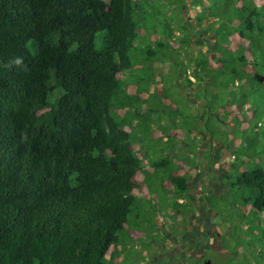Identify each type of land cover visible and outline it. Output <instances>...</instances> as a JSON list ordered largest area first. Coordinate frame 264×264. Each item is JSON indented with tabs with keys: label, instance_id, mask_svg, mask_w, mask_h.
<instances>
[{
	"label": "trees",
	"instance_id": "1",
	"mask_svg": "<svg viewBox=\"0 0 264 264\" xmlns=\"http://www.w3.org/2000/svg\"><path fill=\"white\" fill-rule=\"evenodd\" d=\"M138 1L0 0V264H104L123 239L128 217L145 221L137 205L144 183L157 195L181 196L185 190L188 175L178 173L179 160L195 166L188 141L202 130L187 122L204 113L218 125L206 126L213 138L226 137L217 130L227 120L230 128L245 133L244 144L234 135L232 141L239 140L240 156L246 144L252 160L241 163L232 191L245 190L241 204L264 212V0L186 3L192 10L200 5L198 23L211 17L208 27L217 25L218 45L209 56L213 67L207 59L194 60L193 67L175 59L179 52L166 35L141 39L131 7L139 8ZM141 43L145 49L134 57L133 45ZM143 56L171 62L190 88L201 87L206 109L188 115L175 99L179 103L170 107L169 125L162 101L152 103L154 93L145 100L143 88L129 90L123 72ZM143 66L146 74L148 66ZM121 109L126 113L120 116ZM213 111L220 115L213 117ZM155 130L164 141L160 151L170 146L181 152L160 160L149 157ZM142 136L149 141L141 142ZM139 142L141 158L133 149ZM144 156L152 172L140 183L135 177ZM164 167L170 169L171 191L163 185L164 176L154 191L149 182ZM141 200L152 207L151 197ZM169 201L170 209L182 207Z\"/></svg>",
	"mask_w": 264,
	"mask_h": 264
},
{
	"label": "rangeland",
	"instance_id": "2",
	"mask_svg": "<svg viewBox=\"0 0 264 264\" xmlns=\"http://www.w3.org/2000/svg\"><path fill=\"white\" fill-rule=\"evenodd\" d=\"M186 1V2H182ZM194 0H142L138 1L139 8L133 4L132 10L135 11V15H137V32L139 33L141 39H150L152 40H158L160 36L161 39L167 36V40L170 42V45L175 46V51L179 52L178 55L174 56L175 59L180 61L183 64L188 65L189 67H193L195 65V62H193L196 59H200L204 61L207 59L208 64L212 65V61L209 59L210 54L214 57V53L216 50L217 45L216 43V35L214 34L213 30L217 27V25H214L212 27H208L209 22H213L214 19L211 17H207L205 21H203V25L198 23L194 18L198 15V13L201 12L200 5H195L194 10L187 8V6L190 4L192 5V2ZM196 1V0H195ZM199 1H226V0H199ZM255 1V3H261L262 0H252ZM188 5H187V4ZM189 9V10H188ZM213 17L215 18L216 15L213 14ZM184 21V22H183ZM185 25L186 27L181 31L180 27L181 25ZM170 27V32H169ZM161 28L163 31H161ZM195 29V30H193ZM182 32H184L182 34ZM170 33V34H168ZM236 38L234 39V41ZM173 41L177 42L174 43ZM168 42V43H169ZM181 42V43H180ZM138 44V42H137ZM133 45L135 47V51L133 52V56L136 57L138 54L144 51V45L141 43L139 45ZM185 53V54H184ZM144 57V56H143ZM145 58V59H144ZM137 58L134 60L133 68H130L128 70H125L123 73L127 71V76H129V80L126 79V82L128 83L129 90L134 92L136 87H139V92L142 91L141 98L147 100L150 98V95L154 93V95L157 97L156 100H153V102L162 101L161 106L165 110L164 119L165 121L168 120L169 125H171V119L168 117V112L171 108H174L178 100H181V103L183 104L181 107L186 110L187 114L190 115L191 113L198 114L197 110H205V109H197L196 106L192 105L190 102H184L182 99V96L180 95V91H178L176 87V81L179 80V85L177 87L185 88L187 84L184 82L183 74L177 70L174 69L171 62H160L159 60H152L151 58ZM154 61V62H152ZM146 65L148 66L146 74L142 73V66ZM144 67V66H143ZM149 71V72H148ZM191 71V70H190ZM188 71V72H190ZM191 75V74H189ZM131 76V78H130ZM213 75L208 76L207 78V85H211L210 80L213 78ZM139 77H141V81H139ZM177 79V80H176ZM176 80V81H175ZM140 82V83H139ZM175 84V87H174ZM142 87H141V86ZM182 88V89H183ZM188 89L193 90V93L198 94L199 97L204 98V94H200L201 87H197L196 89L188 87L186 89V94H189L190 91ZM208 91H213L210 87L207 89ZM203 92V89H202ZM218 93L221 95V91L219 90ZM262 94V92H261ZM256 97L261 99L260 96ZM209 95V94H207ZM167 98L168 101L165 99ZM200 99V98H199ZM213 99H209V101L212 103ZM214 102V101H213ZM206 104V103H205ZM147 104L144 102L143 107H146ZM171 107V108H170ZM183 112V110L181 111ZM185 112V111H184ZM197 112V113H196ZM207 112V111H206ZM126 113V109H121L118 111V114L124 115ZM213 117L217 118L218 114L214 112ZM235 113V112H234ZM211 114V113H210ZM220 115V114H219ZM207 116H210L206 113L204 115L199 116V120H192L189 119L187 122V125L190 126H198L202 130H198V133H205L204 131L207 129V127L210 126H218L216 123V120H208ZM163 118H159L158 120L163 121ZM176 121L179 119L176 117ZM219 121V120H218ZM136 123V121L134 122ZM182 125L184 132H186V125L182 124V122L179 120L177 124ZM225 126L218 127L219 132L218 135L227 134L229 136L226 137V140L231 142L230 147L226 148L222 153V161L226 163L227 166H229V173L233 178L240 174L242 168L243 162L251 161V154H247L248 147L245 144V147H243V155H238L237 152L241 153L242 150L240 147H237L239 145V140L243 138V144L245 143V138L243 131H241L240 128H230L231 122L227 120L226 123H224ZM207 126V127H206ZM204 130V131H203ZM211 131V130H209ZM170 134H173L170 133ZM135 136H139V129L136 128L134 131ZM152 138L149 141L147 138H144V136L141 137V142H148L152 144V146L149 147L150 150L154 151H146L149 157H152L153 159L160 160V158H164V156H175L178 155L181 152V149H176L175 147L172 148L167 146L164 148V150L160 151L164 145L163 139L160 137V132L155 130L151 133ZM188 135V134H187ZM198 135V134H196ZM233 135L237 139H233ZM190 136V135H188ZM219 138V136H217ZM216 138V141H220L222 143H227L225 141V137H221L223 139ZM188 140V139H187ZM201 139H198V136L193 138L192 140L188 141L191 147V152L193 153L192 158H189L190 160H193L195 166H189L187 162L183 160L180 161V170L178 173H187L189 172V178L194 177L195 175V167L198 164V158L197 157H205V150L198 145V141ZM141 143H136L133 146V149L135 151V155L137 158H141L143 156V151L140 148ZM236 147V148H235ZM156 148V149H155ZM148 149V148H146ZM234 155H237V157L234 158ZM262 155V154H261ZM147 156L143 157L142 159V171H139L136 175V180L140 183L143 182L145 178L146 173H151L152 168H149V166L146 164ZM258 159H261L262 156L257 157ZM256 160L258 161V159ZM188 161V160H186ZM200 162V159H199ZM242 163V164H241ZM174 169V167L172 166ZM176 168V167H175ZM245 168V165H243V169ZM170 171V169L167 168H160L157 170V175L153 177L152 180H150L149 184L152 186V189L154 188V191L157 189V187H160V182L162 179V176L165 177L166 180H163V185L166 187L168 191H171V186L169 184V180L166 173ZM188 175V174H187ZM154 180L157 181V184L154 183ZM145 182V180H144ZM144 185H147L144 183ZM143 185V189L138 193L141 198H145L146 196L151 197V200L153 201L152 207H148V204L141 200L138 202V207L140 211L142 212L143 218H145L147 221H149L152 224H157L158 222H162L163 220L168 222L170 220V214L167 213L169 209V200H172V198H177L179 194L170 192L168 195H157L154 192H150V190ZM156 188V189H155ZM158 190V189H157ZM246 195L245 190H239V191H232V192H226L222 195L221 199L217 202L219 204L218 212H222L218 218V220H221L222 222H225V227L223 230H225V234H227V237L231 240L227 239L228 246L223 247L221 246L222 252H230L233 253V257H231V263L232 264H264V212L259 213L256 211H252L250 206L247 204H241V200ZM162 200L163 204L160 205V202H157V199ZM166 200V201H165ZM161 202V203H162ZM245 205V206H244ZM231 206L234 207V211H231ZM163 210V212L159 211ZM162 213H164L162 215ZM233 213V217L228 218V216ZM164 217V219L162 218ZM134 216L130 215L128 217V221L130 224L125 225L124 230L121 233V239L119 243H117L115 246H113L109 253L106 255V260L104 264H117V258L121 256L122 253V247L123 244L129 245L131 247H134V249H139L140 245L134 244L136 241H140V243H143L144 241L148 240L150 234H149V224L144 223L143 220H140L139 222L135 221L133 218ZM138 225L135 228L129 227V225ZM147 228V229H145ZM145 229V230H144ZM223 234H221V238H224ZM131 238L133 240H131ZM239 247V248H238ZM236 248H238L236 250ZM119 254V256H117ZM217 255V254H216ZM237 257H235V256ZM128 257L136 258L135 254L130 253Z\"/></svg>",
	"mask_w": 264,
	"mask_h": 264
},
{
	"label": "flooded vegetation",
	"instance_id": "3",
	"mask_svg": "<svg viewBox=\"0 0 264 264\" xmlns=\"http://www.w3.org/2000/svg\"><path fill=\"white\" fill-rule=\"evenodd\" d=\"M199 91L202 93V88ZM195 96L198 98V94ZM206 131V134L198 135V139H201L198 145L206 151L203 163L198 161L194 168L196 173L194 177H188L181 196L172 198L182 207L168 209L170 211L165 213L170 214L168 222L163 220L152 224L145 219L143 222L150 227L148 240L134 242L140 245L139 249L123 244L121 256L117 255V264H232L233 253L221 251V246L227 247V239H231L223 230L226 223L218 220L222 212L217 211L220 208L217 202L233 188L232 177L228 175L229 166L222 161V153L230 147L231 142L226 140L227 136H219L220 139L225 137L227 143L216 141L218 137L213 138ZM186 174L189 176V172ZM230 209L234 211L233 206ZM160 212L163 210L160 209ZM230 217H233V213ZM223 233L225 236L221 238ZM131 240L135 241L134 238ZM130 253L135 254L136 258L128 257Z\"/></svg>",
	"mask_w": 264,
	"mask_h": 264
},
{
	"label": "water",
	"instance_id": "4",
	"mask_svg": "<svg viewBox=\"0 0 264 264\" xmlns=\"http://www.w3.org/2000/svg\"><path fill=\"white\" fill-rule=\"evenodd\" d=\"M186 97L188 98V101L192 104L195 105L197 108L199 109H203L206 107V104L204 102H202L199 99H194L192 97H190V95L186 94Z\"/></svg>",
	"mask_w": 264,
	"mask_h": 264
},
{
	"label": "bare ground",
	"instance_id": "5",
	"mask_svg": "<svg viewBox=\"0 0 264 264\" xmlns=\"http://www.w3.org/2000/svg\"><path fill=\"white\" fill-rule=\"evenodd\" d=\"M201 25H203V22L201 23ZM182 30H183V29H182ZM193 30H195V29H193ZM183 31H184V30H183ZM182 33H184V32H182ZM216 45H217V42L215 43V46H216ZM211 56H212V55H211ZM189 79H190L191 82H194V77L189 76ZM176 80H177V79H176ZM176 80H175V81H176ZM178 81H179V80H177L176 83H175L176 86L179 85ZM175 84H174V86H175ZM185 84H187V83H185ZM178 88H180V87H178ZM182 88H183V87H182ZM182 88H180L179 91L182 92V93H184V94H186L185 90H183ZM190 97H191V96H190ZM195 97H196V96H195ZM201 98H202V97H200V99H199V97H198V98H196V99H199V100H201L202 102H204V101H203L204 98H203V99H201ZM204 103H206V102H204ZM194 106H195V105H194ZM197 109H198V108H197ZM222 126H225V127H226V125H224V124H223ZM227 126H228V125H227Z\"/></svg>",
	"mask_w": 264,
	"mask_h": 264
},
{
	"label": "crops",
	"instance_id": "6",
	"mask_svg": "<svg viewBox=\"0 0 264 264\" xmlns=\"http://www.w3.org/2000/svg\"><path fill=\"white\" fill-rule=\"evenodd\" d=\"M186 88V87H185ZM185 88H183V90H185ZM191 92H190V94H188V95H190L192 98H194V99H196V97H195V93H193V90H190ZM184 94V93H183ZM185 96H186V94H184ZM187 100H188V98H187ZM189 102V101H188ZM187 144H185V146H186ZM198 158V161H199V159H200V162L201 163H203V161H204V158H202L201 156L200 157H197ZM179 174H184L183 172L182 173H179Z\"/></svg>",
	"mask_w": 264,
	"mask_h": 264
}]
</instances>
